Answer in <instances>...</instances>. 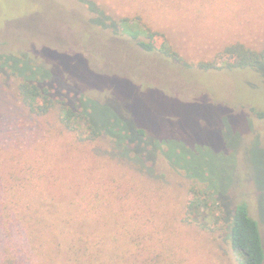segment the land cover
<instances>
[{
  "label": "rangeland",
  "instance_id": "374dc122",
  "mask_svg": "<svg viewBox=\"0 0 264 264\" xmlns=\"http://www.w3.org/2000/svg\"><path fill=\"white\" fill-rule=\"evenodd\" d=\"M122 18L162 32L178 57L145 51L138 40L122 32L118 25ZM235 42L257 50L263 47L264 0H0V54L44 68L35 77L46 81L56 97L68 99L71 105L84 92L83 97L107 100L117 112L124 109L131 116L125 119L128 127L144 125L145 134L158 129L161 139L184 141L202 151H227L230 146L236 150L241 141L237 165L242 178L245 159L252 152L264 157V119H248L242 113L251 106L264 108V81L252 69L198 67ZM49 50L72 58H57ZM80 61L98 75L123 77L128 83L114 80L90 90L81 79L82 92L76 91L67 85L78 77ZM22 78L8 63L0 65V168L30 166L36 175L43 168L44 175L37 177L44 186L51 182L50 188L41 189L51 200L88 199L90 189L101 192L129 180L135 188L145 187L141 198L148 205L131 211L142 218L158 212L174 217L177 249L188 264H243L227 226L212 232L183 223L191 180L173 168L161 150L151 152L142 171L122 159L108 137L80 141L60 126L55 110L39 117L22 106L18 94ZM120 95L127 100L124 107ZM92 104L99 120L111 117L112 110L93 99ZM160 117L164 126L155 129L152 125ZM255 190L243 183L231 187L229 194L230 201L237 202L247 191L251 214L257 218ZM262 229L264 233V224Z\"/></svg>",
  "mask_w": 264,
  "mask_h": 264
},
{
  "label": "trees",
  "instance_id": "16d2710c",
  "mask_svg": "<svg viewBox=\"0 0 264 264\" xmlns=\"http://www.w3.org/2000/svg\"><path fill=\"white\" fill-rule=\"evenodd\" d=\"M118 25L123 33L138 40L145 51L178 57L162 32L128 18L120 19ZM49 51L58 55L57 58H72ZM9 56L0 54V65L8 63L14 74L23 76L18 94L22 106L30 114L44 117L55 110L60 126L75 133L80 141L93 143L108 137L117 154L142 171L146 170V159L151 160V152L161 150L172 167L191 180L183 223L212 232L227 226L234 250L243 257L242 263L264 264V157L259 159L257 153L252 152L245 159L246 171L241 178L237 165L240 154L237 148L241 141L235 145L236 150L230 146L227 151H202L200 146L189 147L184 141L163 140L156 132V128L164 126L162 117L152 125L156 131L145 134L144 125L128 127L125 119L131 116H127L124 109L117 112L107 100L90 95L83 97L84 92L71 105L68 99L56 97L46 81L35 77L42 67H35L26 59L24 65L22 59ZM80 64L78 77L67 85L76 91L82 92L81 79L87 82L90 90L104 88L114 80L128 83L126 78L98 75L87 64L82 65L81 61ZM198 67L204 71L252 69L264 81V45L257 50L235 42ZM72 85H78L77 89ZM92 99L95 104L112 110L107 121L96 117ZM118 99L124 107L127 100L121 95ZM220 105L231 108L227 104ZM242 113L248 119H264V108L251 106L249 111ZM261 149L264 150V142ZM40 171L36 175L30 166L12 171L0 168V264H188L187 257L177 249L174 217L158 212L142 218L131 211L148 206L141 198V193L145 194L144 186L135 188L127 180L118 182L120 185L115 187L110 184L101 192H97V188L90 189L88 199L51 200L44 198L41 192L43 187L50 188L51 182L44 186L45 181L37 177L44 175L43 168ZM243 183L252 184L256 189L257 218L251 214L247 191L237 202L230 201L231 187ZM153 203L156 207V201Z\"/></svg>",
  "mask_w": 264,
  "mask_h": 264
}]
</instances>
